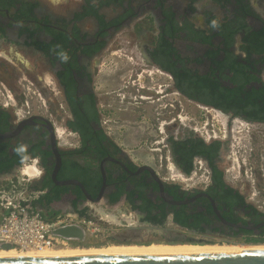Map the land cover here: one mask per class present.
<instances>
[{"label": "flooded vegetation", "instance_id": "obj_1", "mask_svg": "<svg viewBox=\"0 0 264 264\" xmlns=\"http://www.w3.org/2000/svg\"><path fill=\"white\" fill-rule=\"evenodd\" d=\"M47 1L0 0V167H5V155L12 163L8 173H0L12 178L8 186H0V201L20 189L36 194L31 202L45 218L73 213L103 229L101 234L84 232L83 239L70 240L73 248L194 240L188 234L200 230L173 221L174 212L180 210L202 212L210 220L201 223L202 234L221 236L232 232L229 227L263 232L264 220L255 222L251 209L243 206H234V217L239 218L229 220L230 209L219 207L221 201L209 192L213 181L207 158L194 155L188 173L189 154L182 155L175 145L188 137H200L206 144L219 142L213 162L224 172L225 183L264 212V183L257 180L254 186V178L231 175V167L237 164L240 170L246 165L264 168V121L248 120L188 97L177 75L184 67L198 74L216 67L213 59L222 60L225 52L216 57L207 53L217 49L222 37L212 34L209 42H203L180 30L169 38L177 49L171 57L176 75L166 67L165 55L155 52L166 26L164 10L174 12L180 26L192 23L196 32L210 35L203 11L223 18L235 5L223 8L213 0H196L192 10L187 0L183 12L180 0ZM248 2L256 15H247V24L259 29L264 0ZM142 14L152 21L144 17L134 22ZM242 36L240 32L228 48L239 60L246 57L240 49ZM120 56L130 62L111 60ZM250 60L259 80L251 81L248 88H262L264 54H251ZM225 73L231 76L228 70ZM223 84L232 85L229 80ZM183 99L204 111L202 121L208 124L210 139L203 138L194 128L195 120L183 113ZM102 134L117 151L110 147V153L102 155L97 149ZM113 138L126 139L129 150ZM154 151L160 152L157 158ZM74 162L77 166L69 167ZM26 164L36 166L37 176L24 187L14 186ZM174 170L185 176L198 171L208 177L182 181L170 177ZM54 173L57 181L71 182L59 184ZM164 213L162 223L147 220L149 214L159 218Z\"/></svg>", "mask_w": 264, "mask_h": 264}, {"label": "trees", "instance_id": "obj_2", "mask_svg": "<svg viewBox=\"0 0 264 264\" xmlns=\"http://www.w3.org/2000/svg\"><path fill=\"white\" fill-rule=\"evenodd\" d=\"M190 7L194 10L193 3L196 0H189ZM216 1L223 8H227V4L235 5L233 12H226L223 18H219L217 15L213 14L210 11L204 13L206 20L209 24V32H212L210 35H206L205 31L196 32L192 23H185V25L180 26L178 21L174 16V12L171 10H164L166 16V26L163 33L159 36L158 47L155 51L156 54H164L167 58L168 69L171 68V71L176 75V69L174 61L171 62V57L173 54H177V49L173 46V43L169 38L175 37L180 30H187V34L195 39H199L203 42H209L212 34L214 36L222 37V42L219 43L217 49L209 51L207 54L216 57L219 51H224V58L222 60L213 59L215 63L214 68L210 69L204 74H198L197 72H192L191 70H184L179 77L181 81V90L185 95L190 98L196 99L198 102L205 105H210L215 108H220L224 112H231L233 115H242L248 120L255 121H264V87L256 88L251 86L248 88V84L251 81H258L259 78L253 72L255 69L251 68V54H264V21L263 25L259 29H253L247 24V15H256L252 6L248 0H213ZM103 3L107 4L112 2V0H103ZM229 9V8H228ZM91 12L99 19H103L102 16L97 14V9L92 8ZM215 22V24L213 23ZM214 30V32H213ZM243 33L241 38L240 49L245 51L246 57L239 60V56L235 55L233 51L229 50V47H232L235 42V37ZM166 35L167 38L164 36ZM61 44V43H60ZM223 45V47H220ZM101 46V44H99ZM98 46V47H99ZM97 47V48H98ZM245 60V62H244ZM219 70L218 73H216ZM225 70L231 73V76L225 73ZM229 80L230 85H224L223 81ZM260 100V101H259ZM263 105H262V103ZM97 146H100L99 149L103 156L108 155L109 148H113L114 151H117V147L105 136L102 134L97 141ZM178 146L177 151L181 150L182 155L189 154V165L186 168L188 173L192 170V157L194 155H199L207 158L209 165L212 168L211 178L213 185L208 189L209 192L217 200L221 201L222 204L219 207H227L230 209V212L226 216L231 221L238 220L239 217H234L233 207L234 206H243L246 209H251L253 217H255V222L264 220V212L258 210L252 204H247L244 196L235 188L227 185L224 181V172L219 170L214 164V159L217 156L220 143L213 142L211 144H206L205 141L200 137H188L183 141H178L175 143ZM187 157V156H186ZM2 159V158H0ZM3 163H6L5 167H0V173H8V167L12 164L11 160L5 157ZM77 166V163L69 164V167ZM5 168V169H2ZM100 181V179H99ZM176 187H171L173 190ZM118 195L114 196L111 201H115ZM32 206L34 205L33 202ZM210 208V207H209ZM43 216V215H42ZM44 217V216H43ZM166 213L162 214V217H157L155 215L149 214L147 217L148 221L162 223L165 219ZM262 219H261V218ZM45 218V217H44ZM192 218V220H191ZM48 219V218H45ZM173 221L187 228H193L200 230V234L203 233L204 227L201 223H208L210 220L202 212H198L196 215L191 213H186L184 210L175 211L173 214ZM230 232H226L221 237H224L228 242H242V243H263L264 242V231L259 234H254L253 231L247 229L235 230L232 227H229ZM201 243L200 240H180L173 239L169 240L167 243Z\"/></svg>", "mask_w": 264, "mask_h": 264}, {"label": "built area", "instance_id": "obj_3", "mask_svg": "<svg viewBox=\"0 0 264 264\" xmlns=\"http://www.w3.org/2000/svg\"><path fill=\"white\" fill-rule=\"evenodd\" d=\"M194 128L203 138L210 139L211 134L206 121L200 126L194 125ZM235 143L237 146L238 139H235ZM231 168L233 177L240 174L241 170L238 164L237 167ZM192 174L185 176L171 171L170 177L182 181L195 180L198 177L207 179L208 177L205 174H199L193 178L194 174ZM25 176L30 177L28 174ZM0 213V249H4L2 248L3 244H9L11 249L19 252H42L73 248L69 241L77 239L76 237L61 236L55 234L54 230L69 225L81 227L85 233L92 235L101 234L103 230L93 221L85 220L73 213H65L51 219H45L40 211L32 206L31 201L22 196L3 197L0 201Z\"/></svg>", "mask_w": 264, "mask_h": 264}, {"label": "water", "instance_id": "obj_4", "mask_svg": "<svg viewBox=\"0 0 264 264\" xmlns=\"http://www.w3.org/2000/svg\"><path fill=\"white\" fill-rule=\"evenodd\" d=\"M59 163V162H58ZM151 169V168H150ZM152 170V169H151ZM154 173V171L152 170ZM53 174V179L57 181ZM66 184L71 181H57ZM83 187L79 181L73 180ZM222 218V217H221ZM224 223H229L223 219ZM180 226V225H179ZM65 237L84 238L78 226H65L54 230ZM173 244V243H167ZM2 248L11 249L9 244ZM0 264H264V250H244L204 254H82L72 256H12L0 257Z\"/></svg>", "mask_w": 264, "mask_h": 264}, {"label": "bare ground", "instance_id": "obj_5", "mask_svg": "<svg viewBox=\"0 0 264 264\" xmlns=\"http://www.w3.org/2000/svg\"><path fill=\"white\" fill-rule=\"evenodd\" d=\"M38 169L36 166L27 165L23 168L22 172L28 174L30 177L37 176ZM173 172H176L174 170ZM244 250H264V245H220V244H167V243H150L144 245L128 244V245H115L98 248H67L55 251H42V252H19L14 249H0V257L12 256H72L82 254H204V253H225L237 252Z\"/></svg>", "mask_w": 264, "mask_h": 264}, {"label": "rangeland", "instance_id": "obj_6", "mask_svg": "<svg viewBox=\"0 0 264 264\" xmlns=\"http://www.w3.org/2000/svg\"><path fill=\"white\" fill-rule=\"evenodd\" d=\"M186 0H180V2L184 3ZM43 2H48L47 0H43ZM148 15H141V16H138V18H141L143 19L144 17L146 18ZM117 40V39H116ZM119 54H122L121 52H119ZM125 54H134V53H130V52H126ZM120 60L122 62H127L129 63L130 61L126 59V57L124 56H120V57H113L111 58V60ZM137 60V58L135 59ZM183 107H184V111L183 113H187L189 115V117L191 119H194L195 122L197 123V125H201L203 123V118H204V111L199 108L197 105L191 103V102H188L186 101L185 99H183ZM211 114V113H210ZM130 141H128L129 143ZM131 143V142H130ZM125 145H127L125 143ZM129 146L127 145L125 148L127 150H129L128 148ZM163 152V151H162ZM243 152V151H242ZM154 153V158H157V155H159V151L158 153L156 151L153 152ZM166 154H167V151H166ZM253 157H255L253 155ZM27 165H30V164H26L23 166V168ZM23 168L20 170L22 172ZM235 170L233 169V172ZM161 175L163 176H167L168 173L166 171H158ZM196 173V174H195ZM195 173H193V178H195V176H199L200 172L196 171ZM243 177V178H254L255 179V182H254V186L256 185L257 183V180L258 182H260L261 184L264 183V168H260V167H252V168H249L248 165H246V168L244 170H241V174L240 175H237L236 177ZM258 178H261L260 181ZM257 198V197H255ZM258 203V202H257ZM261 205V204H260ZM188 236L194 238V240H200L201 243H190V242H184V243H189V244H220V245H226V246H235L236 244H241V245H244L246 243H242V242H228L226 241V239H224V237H221V236H211L209 234H188ZM150 243H165V242H162V241H158V240H151ZM149 243V244H150ZM173 244H179V243H173ZM249 244H264V243H249ZM136 245H144V244H136ZM146 245V244H145ZM240 246V245H238Z\"/></svg>", "mask_w": 264, "mask_h": 264}, {"label": "crops", "instance_id": "obj_7", "mask_svg": "<svg viewBox=\"0 0 264 264\" xmlns=\"http://www.w3.org/2000/svg\"><path fill=\"white\" fill-rule=\"evenodd\" d=\"M181 6H182V8L184 7V11L183 12H187V9H185V8H188V1L186 0L184 3H182L181 2ZM208 11V10H207ZM206 10H204L203 11V14L205 13V12H207ZM184 18L185 19H189V18H191V19H193L194 17L193 16H191V15H189V16H184ZM139 18H136L135 20L136 21H134V22H137V20H138ZM144 19V18H143ZM147 21H152L151 20V16H150V18H148V17H146L145 18ZM133 22V23H134ZM138 54H139V52H137ZM141 58V57H140ZM116 142H119V144H124L125 143V141H126V139H122V140H117L116 138H113ZM12 178L10 177V176H6V175H0V186L1 187H4V186H8L10 183L9 182H11L12 180H11ZM33 179H35V176L34 177H29V178H27L26 176H25V174H23V172H21L20 171V175L19 176H17L16 177V179L15 180H13V184H14V186H17V185H19V186H25L28 182H31ZM18 191V193H13V194H11V195H5L6 197L7 196H22V197H25V198H28L30 201H32L33 199H34V197L36 196V194L35 195H28V194H25V193H23L24 191H22V190H20V189H18L17 190ZM0 215H1V213H0Z\"/></svg>", "mask_w": 264, "mask_h": 264}, {"label": "clouds", "instance_id": "obj_8", "mask_svg": "<svg viewBox=\"0 0 264 264\" xmlns=\"http://www.w3.org/2000/svg\"><path fill=\"white\" fill-rule=\"evenodd\" d=\"M215 24V22H213ZM65 60H67V56L64 57Z\"/></svg>", "mask_w": 264, "mask_h": 264}]
</instances>
